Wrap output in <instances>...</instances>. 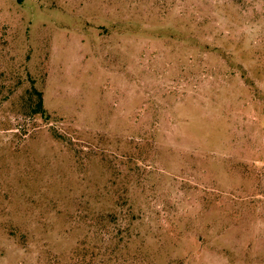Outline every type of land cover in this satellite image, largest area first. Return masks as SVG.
I'll return each instance as SVG.
<instances>
[{
	"label": "rangeland",
	"instance_id": "obj_1",
	"mask_svg": "<svg viewBox=\"0 0 264 264\" xmlns=\"http://www.w3.org/2000/svg\"><path fill=\"white\" fill-rule=\"evenodd\" d=\"M0 264H264V0H0Z\"/></svg>",
	"mask_w": 264,
	"mask_h": 264
},
{
	"label": "trees",
	"instance_id": "obj_2",
	"mask_svg": "<svg viewBox=\"0 0 264 264\" xmlns=\"http://www.w3.org/2000/svg\"><path fill=\"white\" fill-rule=\"evenodd\" d=\"M35 94H36V99L34 101V104L31 108V113L32 114H40V115H44L45 110L43 108V101H42V93L38 90H35Z\"/></svg>",
	"mask_w": 264,
	"mask_h": 264
}]
</instances>
